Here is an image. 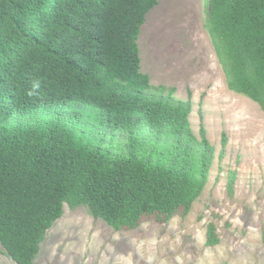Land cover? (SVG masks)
Listing matches in <instances>:
<instances>
[{"label": "trees", "instance_id": "16d2710c", "mask_svg": "<svg viewBox=\"0 0 264 264\" xmlns=\"http://www.w3.org/2000/svg\"><path fill=\"white\" fill-rule=\"evenodd\" d=\"M159 1L0 0V244L16 264H35L66 204L133 230L186 217L207 186L216 148L192 129L191 94L142 72ZM206 1L228 88L264 113V0Z\"/></svg>", "mask_w": 264, "mask_h": 264}, {"label": "rangeland", "instance_id": "374dc122", "mask_svg": "<svg viewBox=\"0 0 264 264\" xmlns=\"http://www.w3.org/2000/svg\"><path fill=\"white\" fill-rule=\"evenodd\" d=\"M207 11L206 0H160L139 39L142 72L153 86L176 88L178 99L191 94L192 129L199 135L204 125L216 148L209 182L189 215L165 224L146 217L136 229L116 231L85 206L66 204L35 264H264V113L228 88ZM211 222L215 246L206 244ZM0 264H16L1 244Z\"/></svg>", "mask_w": 264, "mask_h": 264}]
</instances>
